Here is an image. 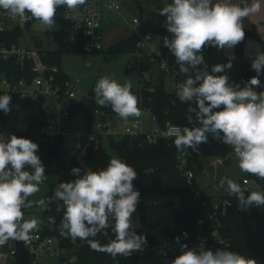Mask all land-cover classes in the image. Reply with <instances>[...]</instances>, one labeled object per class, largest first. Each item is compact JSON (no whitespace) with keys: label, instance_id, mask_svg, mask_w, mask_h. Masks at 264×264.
Returning a JSON list of instances; mask_svg holds the SVG:
<instances>
[{"label":"clouds","instance_id":"9594fccd","mask_svg":"<svg viewBox=\"0 0 264 264\" xmlns=\"http://www.w3.org/2000/svg\"><path fill=\"white\" fill-rule=\"evenodd\" d=\"M84 3L86 0H0V9L24 20H38L52 29L57 8L75 9ZM259 8L258 3L241 7L235 0H171L157 12L166 17L164 26L172 34L171 39L163 38V44L174 55L179 72L187 75L177 92L178 99L195 103L200 123L199 127L169 129L177 150L198 151L211 133L233 148L242 172L264 179V91L255 90L261 84L259 76L264 74V52L256 53L251 68L257 75L243 87L230 84L227 75H216L231 69L234 57L225 64L213 65L211 72L203 57L207 46L231 49L242 42L243 18ZM131 89V81L122 85L103 76L94 87L96 103L101 107L110 105L125 120L139 117V100ZM11 103L10 95H0V112L9 114ZM38 150L39 145L31 139L0 133V247L10 240L28 242L30 234L39 230L38 218L26 220L22 211L33 206L29 197L39 192V185L47 180ZM71 172L74 180L60 183L48 200L35 202L45 208L55 201L58 211L63 208L60 235L86 241L92 250L113 258L143 250L146 237L136 233L132 220L140 199L133 183L138 177L136 170L113 157L104 169H85L81 175V169L75 167ZM219 184L236 198L239 210L264 206V191L245 195L241 185L228 177L221 178ZM109 230L115 238L102 245L96 237L107 236ZM179 240L176 237L177 243ZM180 247L181 254L171 264H256L254 259L226 247L215 251L189 248L187 244Z\"/></svg>","mask_w":264,"mask_h":264},{"label":"trees","instance_id":"16d2710c","mask_svg":"<svg viewBox=\"0 0 264 264\" xmlns=\"http://www.w3.org/2000/svg\"><path fill=\"white\" fill-rule=\"evenodd\" d=\"M67 9L66 6L57 8L54 20H59L61 29L59 32L50 35L52 40L59 43V48L56 51H44L42 45H39L37 51L40 53L43 62L48 67H56L58 73L55 75L56 82L65 93L69 87L65 83L70 84L69 77L62 71L60 67V58L65 53H85L82 51V44L78 43L72 45L67 42L62 16ZM35 19L28 20V27H30ZM139 31L142 35H151L154 37H165L171 39L170 34L166 28L159 25H153L141 22ZM21 31L18 27L15 31L7 30L0 33V46L4 45L9 48L20 45ZM248 38H258L256 32H245L242 42L235 46L238 56H243V50ZM140 37L132 34L129 40L124 44H119L114 51L115 54L120 52L132 53L135 56L141 54L137 50V43ZM38 44V41H36ZM264 46V39H263ZM23 47V46H22ZM211 47V46H209ZM29 48V47H28ZM31 49V48H30ZM103 52L98 51L94 53ZM30 63L19 66L15 61L4 62L0 61V73L7 78L13 80L31 79ZM257 73L251 69L248 63L241 64L240 75L237 79L249 80L256 76ZM261 82L264 81V74L259 76ZM147 88H153L155 92L139 90L134 93L139 100L138 107L140 110L145 109L149 111L151 117L155 118L159 128H165L168 124L186 126V115L189 105L195 103H183L178 99L174 92H169L165 88L164 75L160 72L158 79H153L147 84ZM8 94L12 97L11 112L4 115L0 112V133L6 137L16 135L17 137H24L31 139L39 145L37 155L40 157L42 163L45 165V174L48 176H55L59 184L62 182H69L76 177L72 174L71 169L78 167L83 170L91 169L98 171L107 167L112 156L101 146H93L84 155L83 164H81L76 157L71 153L67 147V142L62 135H54L47 133L48 117L42 109L44 99L39 98L33 100L28 98L23 100L17 94L0 92V95ZM97 107L93 101L91 106H85L79 102L71 108V118L75 113L84 111L87 118H91L96 114H101V123H107V117L118 116L111 108V106ZM119 117V116H118ZM131 118H137L132 116ZM119 119H122L119 117ZM116 140L111 139V146L119 155V158L132 166L137 172V179L133 181L134 187L140 193L139 203L136 209L143 214L146 210L145 199L148 197L157 196L160 198L176 199L178 207L174 210L175 228H166L163 230L165 237L172 235V231L176 232V237H183L187 235H196L200 226L198 221L204 217L203 202L211 203L213 197L204 192L197 182H193L192 186L188 185L182 177L177 164V149L174 144L167 141L160 142L157 145L149 144L145 136H139L135 139L120 137ZM227 150L218 147L201 146L198 151H190L191 159L193 161L192 168L197 175L202 174L206 168V161L208 157H226ZM205 160V161H204ZM196 167V169H195ZM248 193H245L247 195ZM53 196L50 192L42 199L48 200ZM199 200H196V197ZM222 198L228 197L221 195ZM231 206L228 208V214L225 217L223 234L232 242V251L238 252L248 258L254 259L256 264H264V225L261 220L259 212L251 207L247 210H239L237 207V200L235 197H228ZM58 202H51L47 205L43 214L37 216L40 221L39 225H43L45 221L53 219L51 226H46L42 232L49 237L58 239L60 243V250L65 252L67 260H59V264H131V260L126 256H117L113 258L111 255L104 252L94 251L90 248L86 241L80 239L64 238L59 233V226L63 219V208L57 210ZM40 227V226H39ZM115 236L109 231L105 236L100 234L96 237L102 245L109 243ZM14 248L16 255L14 257L15 264H33L34 256L27 250L23 242L14 241ZM1 255V254H0Z\"/></svg>","mask_w":264,"mask_h":264},{"label":"built area","instance_id":"2783aa9c","mask_svg":"<svg viewBox=\"0 0 264 264\" xmlns=\"http://www.w3.org/2000/svg\"><path fill=\"white\" fill-rule=\"evenodd\" d=\"M123 1L124 0H86V3L77 6L75 9L67 8L62 16L67 42L72 45L81 43L82 51L85 53L102 51L103 9H108L121 17ZM243 4H246L245 0H243ZM1 17L3 25H0V33H4L10 30L7 24L9 22H14L17 16L2 12ZM128 26L132 34L140 37L137 43V50L141 52V54H137L136 56H143L147 53L149 56V63L153 66L158 64L159 71L164 76L169 77L175 84L174 93L177 95L181 83L187 78V75L179 72V65L176 64L174 55L164 46L163 37L142 35L139 31L141 20L138 18L134 20L133 26ZM146 37L149 39L146 40ZM154 39L159 41V50H155L154 45L150 44ZM0 61H15L16 65L22 67L25 63H30L31 76H33L30 80L23 78L16 81L0 73V92L17 94L23 100H27L28 98L33 100L43 98L44 103L42 109L48 117L47 133L62 135L60 129L62 120L66 117H70L71 108L75 104L79 102L82 103V98H78L79 93L71 90L68 82L65 83V86L69 88L65 93L63 92V86L61 87L57 84L55 78V75L59 72L58 69L56 67L46 66L37 50L22 46H13L9 48L2 45L0 46ZM251 64L252 61L248 63L250 68ZM153 66L148 67L145 65L144 61L140 63L142 75L140 89L152 94L155 90L153 88H147V84L154 79L152 71ZM146 70L147 72H145ZM227 76L228 82L234 86L243 87L247 83V80L232 79L229 75ZM255 90L257 92L264 91V81L261 82L260 86L256 87ZM196 112L197 109L194 105H189L186 115V127L192 128L200 126ZM146 113L149 114V111L142 109L140 116L142 117ZM151 122L153 124L151 130L144 129L141 119L131 122L130 124H122L119 129L111 128L108 123H101L100 128L102 130V135H90L86 143H77L75 149L85 155L93 145L98 143V138L101 140L104 135L113 138L120 136L130 139L145 136L148 143L152 145H157L163 141L174 144V137L170 136L169 129L172 126L180 125L168 124L165 128H159L156 119L153 117H151ZM201 146L218 147L227 150L228 153L224 158L208 157L205 160L209 162L218 161L215 164H220L221 166L228 163L229 165L231 164L228 160L230 156L234 154L233 148L215 139L211 133L208 134V142L206 144H201ZM190 151L191 148L177 150L176 159L178 169L188 185L192 186L195 181L199 184V187L203 189L200 184L201 182L198 181L201 174L197 175L192 168L193 161ZM241 186L245 190V193L251 191H264V179L249 174L241 180ZM218 191L216 194L212 195L213 201L211 203L203 202L204 217L198 221V225L200 226L198 233L194 236L186 235L181 237L179 243L176 241V232L174 231H172V235L166 237L168 240H159L149 235L145 227L144 215L140 210L136 209L132 216L133 223L136 225L135 231L137 234L146 237V243L143 245V250L134 251L130 256H126L131 260V264H154L157 259L172 257L173 253L180 255L181 244H187L189 248H204L212 251L226 247L232 251L231 240L223 234V220L228 214V208L231 206V202L228 197L222 198ZM158 198L160 197L153 196L146 198L144 201L146 209L147 202L149 207L153 210H157L159 206L158 202L153 200H157ZM198 198L197 196L195 199L199 200ZM253 207L261 215V220L264 225V206ZM53 222V219L45 221L43 225H39L38 231H33L30 234L32 238L28 242H23L25 248L34 256L33 264H41V258L43 256H53L58 257L59 260H67L65 252L60 250L58 239L49 237L42 232L43 228L51 226ZM109 231L111 232V230ZM0 254L4 256V264H15L14 257L16 255V250L14 248V240H10L4 246L0 247ZM65 264H67V262H65Z\"/></svg>","mask_w":264,"mask_h":264},{"label":"rangeland","instance_id":"374dc122","mask_svg":"<svg viewBox=\"0 0 264 264\" xmlns=\"http://www.w3.org/2000/svg\"><path fill=\"white\" fill-rule=\"evenodd\" d=\"M171 0H124L123 8L120 16L114 15L113 23L106 27L102 34L103 52L99 53H65L60 58V67L62 71L70 79V89L79 93V99L84 96H91L97 107L102 108L96 103V97L94 93V87L99 78L108 76L115 79L117 82L123 85L125 81L132 82V92L137 93L142 84V75L140 63L145 62L148 67L153 66L149 63V56L147 53L143 56H135L132 53L120 52L115 54V49L119 44L126 43L132 36L128 25L133 26V22L136 18L144 20L145 23L148 20L158 21L159 26H164L166 17L160 16L157 10L163 8ZM238 5L239 3L236 2ZM258 3L260 5L259 11L251 13L248 17L243 18L244 32H256L258 38H248L244 50L243 56H238L235 50V46L231 49H218L217 47H205L203 49V57L205 64L208 66V70L211 72V67L216 64H225L230 57L232 59V68L225 69L224 73H217L223 75H229L230 78L236 79L240 75L241 64L250 63L258 51L264 52L263 39H264V0H247V5ZM7 12L0 9V25H3L1 13ZM9 13V12H7ZM55 24L52 29H49L46 25L40 21H35L30 27H28V20L21 19L17 16L14 19V23L20 28L21 37L20 45L23 47H29L37 50L39 45H42L44 51H56L59 48V43L52 40L50 35L59 32L61 29V23L59 20H54ZM155 23V22H154ZM6 25V24H5ZM7 26V25H6ZM38 41V44L37 42ZM154 45L155 50L160 49L159 41L152 40L150 43ZM200 67H203L201 65ZM154 79H158L160 71L158 64L152 67ZM147 72V70L145 71ZM165 88L169 92H175V84L169 77L164 76ZM141 119L145 124V130L149 128L148 122L150 117L148 114H144L139 118H127L122 121L118 116L107 117L108 125L113 129H119L123 123L130 124L136 120ZM101 114L96 113L91 120L87 118V114L84 111L75 113L71 118L66 117L62 121L61 134L67 142V147L76 159L83 164L84 154L75 149V145L79 142L86 143L90 135H102L101 130ZM101 146L112 156L119 158V155L115 149L111 146V139L109 136H102ZM116 140L121 139L120 136L115 137ZM100 145V138L98 143L93 146ZM230 165L215 164L218 161H206V168L204 172L199 176L198 181L201 182V186L204 188V192L210 195L217 193L220 195L229 196L224 187H221L219 182L221 178L228 177L241 185V180L248 176V173L242 172L238 166V159L235 154L231 155L229 160ZM31 171V169H28ZM59 185L58 179L55 176H48L42 184L39 185L40 191L29 197L32 200L33 206L31 208L22 209L25 219H30L33 216L37 217L44 213L45 208H41L36 204ZM242 187V186H241ZM158 202L157 210H153L148 206L145 210V227L149 235L152 237L165 240L167 239L163 230L166 228L174 229V210L178 207V201L176 199L158 198L153 200ZM168 240V239H167ZM178 256L173 253L172 257L167 259H157L154 264H171L172 260ZM4 256L0 255V264H3ZM58 257L43 256L41 264H59ZM109 264H118L116 262Z\"/></svg>","mask_w":264,"mask_h":264},{"label":"crops","instance_id":"0c3cea01","mask_svg":"<svg viewBox=\"0 0 264 264\" xmlns=\"http://www.w3.org/2000/svg\"><path fill=\"white\" fill-rule=\"evenodd\" d=\"M245 1H246V4H247V0H245ZM235 2H238L239 6H241V7L245 6V4H243V0H235ZM103 13H104V19H103V30H102V33L104 32L106 27L110 26L113 23L114 15H116L115 13L111 12L108 9H103ZM141 22H145V21L142 19ZM146 23L153 24V25H159L158 21H154V20L153 21L148 20ZM141 62H143V61H141ZM146 114H148V113H146ZM148 115L150 117V121L148 122V125H149V128L152 129L153 128V124L151 122V116H150V114H148ZM119 120L122 121L123 119H119ZM123 124H125V123H123ZM61 126H62V123H61ZM143 126H144V129H145V124H143ZM60 129H61V127H60ZM151 129H148V130H151ZM101 142H102V139L100 140V144H101ZM144 221H145V215H144ZM41 260H42V258H41ZM3 264H4V260H3Z\"/></svg>","mask_w":264,"mask_h":264},{"label":"water","instance_id":"95a60500","mask_svg":"<svg viewBox=\"0 0 264 264\" xmlns=\"http://www.w3.org/2000/svg\"><path fill=\"white\" fill-rule=\"evenodd\" d=\"M8 28L11 30V31H15L18 26L14 23V22H9L8 24ZM93 98L91 96H84L82 97V103L85 105V106H91V104L93 103ZM229 165V164H227Z\"/></svg>","mask_w":264,"mask_h":264}]
</instances>
